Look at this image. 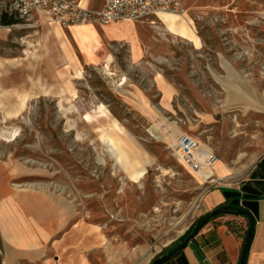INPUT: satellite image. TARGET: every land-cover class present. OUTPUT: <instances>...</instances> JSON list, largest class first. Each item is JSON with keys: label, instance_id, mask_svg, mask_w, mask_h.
<instances>
[{"label": "rangeland", "instance_id": "374dc122", "mask_svg": "<svg viewBox=\"0 0 264 264\" xmlns=\"http://www.w3.org/2000/svg\"><path fill=\"white\" fill-rule=\"evenodd\" d=\"M180 2L185 14L170 21L189 38L170 34L164 16L139 20L138 55L126 41L108 43L99 26L60 27L42 14L0 26V162L11 156L46 173L8 181L21 187L19 197L0 202L12 219L47 192L56 226L100 225L103 237L118 235L130 253L158 255L195 221L207 189L235 182L264 152V0ZM5 9L13 10L10 2H0ZM73 97L102 115L85 123ZM166 123L233 171L201 183L167 149L175 139ZM104 124L98 137L93 128ZM157 131L164 142L154 139ZM107 148L135 168L115 165ZM58 247L57 254L81 249ZM89 249L82 251L101 264L103 251ZM2 255L0 245V263Z\"/></svg>", "mask_w": 264, "mask_h": 264}, {"label": "crops", "instance_id": "0c3cea01", "mask_svg": "<svg viewBox=\"0 0 264 264\" xmlns=\"http://www.w3.org/2000/svg\"><path fill=\"white\" fill-rule=\"evenodd\" d=\"M102 3L97 0V5H92L90 0H86V6L81 5L98 9ZM160 16H164L169 23L174 17L170 14ZM175 25L178 27L179 23ZM185 32L189 34L186 27ZM206 169L213 170L214 164L202 167L198 174ZM19 195L17 193L16 197ZM38 197L40 200L37 203L22 206L21 213H15L13 219L8 215L9 211H5L7 219L0 223V245L3 251L0 264H98L94 257L82 250L88 246L89 250H102V227L86 222L73 223L67 228L56 226L54 195L40 192ZM221 206L240 207L253 217L254 231L245 264H264V152L235 182L207 189L199 200L194 220ZM95 228H99V231L90 233ZM247 228L245 217L224 213L209 221L188 245L165 264H239ZM62 244L72 247L79 245L80 252H54L55 245ZM130 251L118 261L109 260L102 252L104 258L101 264H149L159 255H156L157 252L142 255L138 250Z\"/></svg>", "mask_w": 264, "mask_h": 264}, {"label": "built area", "instance_id": "2783aa9c", "mask_svg": "<svg viewBox=\"0 0 264 264\" xmlns=\"http://www.w3.org/2000/svg\"><path fill=\"white\" fill-rule=\"evenodd\" d=\"M10 2L18 16L42 14L60 27L107 26L127 20L137 22L163 14L183 16L185 9L180 0H103L98 9L83 7L79 0H0ZM167 149L191 173L198 174L202 167L215 164L213 155L200 148L191 136L181 134Z\"/></svg>", "mask_w": 264, "mask_h": 264}, {"label": "bare ground", "instance_id": "6f19581e", "mask_svg": "<svg viewBox=\"0 0 264 264\" xmlns=\"http://www.w3.org/2000/svg\"><path fill=\"white\" fill-rule=\"evenodd\" d=\"M81 4L83 6H86V0H81ZM45 22L47 23H53L48 17L42 15ZM54 24V23H53ZM102 31V38L105 39L108 43L113 41L123 42L126 41L129 43L132 51L135 53L140 52V45L138 38L135 33V26L134 22L123 20L116 23H112L107 26H99ZM167 31L170 34L176 35L182 39H188L189 35L185 32V26L182 24H179L178 27H176L173 19L170 21V23L167 25ZM93 53L97 54V57H100L102 55V51L99 50V48L95 47L93 48ZM155 81L157 84L164 88V94L165 97L170 98L172 91L168 90L167 84L164 81V79L159 75H155ZM125 81V78L121 80V84ZM246 89V88H245ZM73 105L77 107L79 105L80 111H81V118L85 123H92L94 122L97 117L102 115L101 108L99 106L92 107L91 109L87 110L84 108L82 104L78 101L76 97H73ZM166 125L171 130V137L173 139H176L177 131L173 127L171 123H166ZM107 125H97L94 126L93 131L98 135V137L101 136L103 131L106 129ZM7 140H13L16 137V131H11L8 136H5ZM76 139H81L80 135L77 133L75 135ZM154 139L157 141L164 142L165 135L163 132L157 131L153 135ZM198 141V140H197ZM200 148H202L207 155H211L212 151L209 147L204 145L203 143L199 142ZM106 151L108 152L109 156L113 158V162L115 165L122 167V169H125L127 172L133 170L135 167L131 162H128L125 167L121 165V163L114 157L113 152L111 149L107 148ZM145 162H148L149 159L145 158ZM233 170L228 167L226 164L221 162L220 160H216L214 164V169H206L201 174H198L199 181L205 182L207 179L211 178L210 182H214L213 179L214 176H220L224 175L226 173H231ZM45 171H42L38 168H30L25 166L24 164L18 163L14 159L11 158V156L8 157V161L6 163L0 162V202L2 199L11 193H18L21 191V187L19 186H11L8 184V181L12 178H18V177H30V176H36V175H45ZM142 172L139 173L134 179V182H137L138 179L141 178ZM27 189V188H26ZM28 189H32L29 187ZM9 205L7 206H0V223L3 222L6 218V210H9ZM99 231V228L91 230L90 233ZM101 248L106 255V257L111 261H118L120 260L126 253H128L130 250L125 247V244L120 240L118 235H113L112 237L106 238L101 236ZM57 245H55L56 247ZM57 249L59 247L57 246ZM62 248L60 249V253L62 252Z\"/></svg>", "mask_w": 264, "mask_h": 264}, {"label": "water", "instance_id": "95a60500", "mask_svg": "<svg viewBox=\"0 0 264 264\" xmlns=\"http://www.w3.org/2000/svg\"><path fill=\"white\" fill-rule=\"evenodd\" d=\"M226 214H233L239 217H245L248 221V228L246 231L245 239H244V246L240 255L239 264H245L246 257L248 255L250 243L253 236L254 231V219L253 217L244 209L236 206H221L215 208L211 212L198 217L186 231L179 236V244L173 247L172 249L168 250L165 254L161 257L153 258L149 264H165L167 261L170 260L172 256H174L178 251L183 249L191 239L198 234V232L211 220L216 218L221 213Z\"/></svg>", "mask_w": 264, "mask_h": 264}, {"label": "trees", "instance_id": "16d2710c", "mask_svg": "<svg viewBox=\"0 0 264 264\" xmlns=\"http://www.w3.org/2000/svg\"><path fill=\"white\" fill-rule=\"evenodd\" d=\"M19 22H20V20L18 18V14L16 11H14V10L8 11L7 9L0 11V26L9 27V26L18 24ZM222 214H224V212L221 213L220 215H222ZM220 215H218V216H220ZM178 244H179V238L177 240H175L174 242H172L167 248L164 249V251L162 253H160L155 258L161 257L168 250L172 249L173 247H175Z\"/></svg>", "mask_w": 264, "mask_h": 264}]
</instances>
